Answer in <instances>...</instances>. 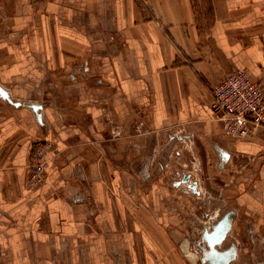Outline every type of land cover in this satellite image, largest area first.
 Listing matches in <instances>:
<instances>
[{
	"label": "crops",
	"instance_id": "crops-1",
	"mask_svg": "<svg viewBox=\"0 0 264 264\" xmlns=\"http://www.w3.org/2000/svg\"><path fill=\"white\" fill-rule=\"evenodd\" d=\"M13 10L0 35V264H191L187 240L212 207L175 186L183 137L221 173L215 199L232 229L264 238V136L225 135L208 106L236 69L264 82V0ZM54 138L44 183L29 189L30 154Z\"/></svg>",
	"mask_w": 264,
	"mask_h": 264
},
{
	"label": "built area",
	"instance_id": "built-area-1",
	"mask_svg": "<svg viewBox=\"0 0 264 264\" xmlns=\"http://www.w3.org/2000/svg\"><path fill=\"white\" fill-rule=\"evenodd\" d=\"M208 106L225 135L239 139L264 136V82H255L245 69L230 72L213 87ZM57 153L54 140H45L32 150L26 175L29 189L44 183L50 158Z\"/></svg>",
	"mask_w": 264,
	"mask_h": 264
},
{
	"label": "rangeland",
	"instance_id": "rangeland-1",
	"mask_svg": "<svg viewBox=\"0 0 264 264\" xmlns=\"http://www.w3.org/2000/svg\"><path fill=\"white\" fill-rule=\"evenodd\" d=\"M14 4L15 0H0V35L3 34V32H7L10 28V18L14 11ZM80 61L85 63L86 58L82 57ZM84 70L87 72L88 67L85 66ZM52 140L56 142L55 138ZM194 144L197 146V154L193 156L191 152L192 149H194ZM177 145L179 147L175 152L182 153V155H185L189 160L185 162L181 159L175 162L174 165L177 168L176 172L183 173L189 170L192 173V178L196 179V183L200 190L198 197H195L193 193L189 192L190 196L198 205L203 204L204 200L209 201L214 211L212 213L213 216L221 215L225 210L230 209V207L221 206V203L215 199V195H217L218 189L223 184V180L217 167L212 164L213 162H206L207 160L204 158L203 151L200 147L201 145L198 142H191L184 137L179 139ZM238 236H240L241 239H238ZM231 243H234L238 248V253L236 260L230 264H264V238L260 235L253 234L251 228L232 229L224 245L226 246ZM194 250L198 249L194 247Z\"/></svg>",
	"mask_w": 264,
	"mask_h": 264
},
{
	"label": "flooded vegetation",
	"instance_id": "flooded-vegetation-1",
	"mask_svg": "<svg viewBox=\"0 0 264 264\" xmlns=\"http://www.w3.org/2000/svg\"><path fill=\"white\" fill-rule=\"evenodd\" d=\"M175 180V186L180 188L181 190L187 192L189 194L193 193L195 197H198V193L200 190L198 188V184L196 183V179L192 178L190 171H186L185 173H177ZM194 187V188H193ZM214 211L206 210L202 213L200 221L203 223L202 230L198 234V236H191L187 242L189 245L196 247L197 252L194 251L190 254V259L192 264H225V258L227 251L234 246L235 248V257L232 261L227 262L226 264H230L234 262L237 258L238 248L234 243L224 245L229 232L233 227V222L235 218V213L231 209L225 210L221 215L213 216L212 213ZM227 216L231 218V225L229 231L224 235L220 244L213 247L214 250L210 249L209 241L206 237V232H212L213 228L223 221ZM221 255V258L218 256Z\"/></svg>",
	"mask_w": 264,
	"mask_h": 264
},
{
	"label": "water",
	"instance_id": "water-1",
	"mask_svg": "<svg viewBox=\"0 0 264 264\" xmlns=\"http://www.w3.org/2000/svg\"><path fill=\"white\" fill-rule=\"evenodd\" d=\"M0 95L4 100L8 101L7 95L0 91ZM194 188V187H193ZM231 225V218L227 216L223 221L218 223L212 230V232H206V237L210 239L209 247L210 249L214 250L213 247L220 244L221 240L223 239L224 235L229 231ZM225 264L230 262L235 257V248L232 246L226 253ZM221 258V255L218 256Z\"/></svg>",
	"mask_w": 264,
	"mask_h": 264
}]
</instances>
